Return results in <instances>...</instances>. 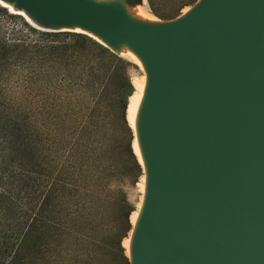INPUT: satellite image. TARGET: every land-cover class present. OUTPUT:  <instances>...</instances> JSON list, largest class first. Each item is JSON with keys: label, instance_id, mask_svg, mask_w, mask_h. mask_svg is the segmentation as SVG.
<instances>
[{"label": "water", "instance_id": "95a60500", "mask_svg": "<svg viewBox=\"0 0 264 264\" xmlns=\"http://www.w3.org/2000/svg\"><path fill=\"white\" fill-rule=\"evenodd\" d=\"M16 2L129 42L145 63L131 264H264V0H199L154 26L85 0Z\"/></svg>", "mask_w": 264, "mask_h": 264}, {"label": "trees", "instance_id": "16d2710c", "mask_svg": "<svg viewBox=\"0 0 264 264\" xmlns=\"http://www.w3.org/2000/svg\"><path fill=\"white\" fill-rule=\"evenodd\" d=\"M135 65L0 5V264H129Z\"/></svg>", "mask_w": 264, "mask_h": 264}, {"label": "bare ground", "instance_id": "6f19581e", "mask_svg": "<svg viewBox=\"0 0 264 264\" xmlns=\"http://www.w3.org/2000/svg\"><path fill=\"white\" fill-rule=\"evenodd\" d=\"M85 1H90L93 3L99 4V5L121 9L124 12L127 20L132 25H135V26H154V25H159V24H163V23L167 22V21L160 20V19L156 18L155 16H150L151 14L150 15H148V14L143 15L144 21H146L147 23H145V22L140 23V22H136V21L131 20V18L128 17L129 11L126 13V10H128V7H127L126 2H124V0H85ZM130 1L139 2L137 0H130ZM196 3H194L192 6H187L186 8H184V10L182 11L183 13L180 16L186 14ZM0 5L7 8L12 13L21 15L33 27H36L39 29H46V30H58V31L64 30V31L84 33V34L90 36L91 38H93L95 41L101 43L102 45H104L105 47H107L112 52L116 53L117 55L119 54L123 57H126V58L132 60L141 68V70L143 72V76L140 79L133 81L135 91L132 93V95H130L128 106H127V119L129 121L130 126L133 129V135H134L132 145H133L134 152L136 153L138 160L142 166V170H143L142 178H141V181L139 182V184L141 186V191H142L141 199L138 202L136 210H134L131 213L130 218H131L132 228L129 232L128 237H126L123 240V244L126 247V252L129 256L130 264H131L133 235H134L135 227H136V224H137L140 212H141V208L143 205L144 196H145V192H146V186H147V167H146L145 157H144L143 150H142L141 143H140V139H139V130H138L139 114H140L142 102H143L146 87H147V70H146V66H145V63H144L141 55L139 54V52L135 48H133L129 44V42L111 44L106 38L101 36L98 32L91 30L87 27L74 24V23L57 24V25L48 24L46 26L47 28H42L40 26H37V24L35 22L36 21L35 16L32 14V12L27 7H25L24 5L18 4L16 2V0H0ZM139 12H141V11H139ZM139 14H141V13H139ZM180 16H178V17H180ZM138 17H139V15H138ZM178 17H176V18H178ZM139 18H141V17H139ZM137 98L139 99L138 104H137ZM134 108H135V119L133 120L132 119V112H133Z\"/></svg>", "mask_w": 264, "mask_h": 264}, {"label": "rangeland", "instance_id": "374dc122", "mask_svg": "<svg viewBox=\"0 0 264 264\" xmlns=\"http://www.w3.org/2000/svg\"><path fill=\"white\" fill-rule=\"evenodd\" d=\"M139 2H132L130 0H124L126 2L128 10H126V13L128 12V17L131 18V20L140 22V23H147L144 21L143 15H150V16H155L156 18L166 21V20H171L173 18H176L180 16L187 6H192L194 3H196L198 0H195L194 3L190 5H184L182 7H179V1L180 0H151L152 6L150 7L147 3L146 0H137ZM118 4V3H117ZM131 10V11H130ZM151 10L155 11L156 15H154ZM141 11V12H139ZM141 14H139V13ZM137 13V14H136ZM141 17L139 18L138 17ZM141 15V16H140ZM141 19V20H140ZM37 26H40L42 28H47V24L39 19H35ZM40 23V24H39ZM39 24V25H38ZM116 54V53H115ZM119 55V54H118ZM121 56V55H119ZM123 59L126 61H129L130 63H133L134 65L136 64L132 60L121 56ZM137 65V64H136ZM135 65V68H128L127 69V74L130 78V81L133 82L137 79H140L143 76V72L141 68L137 65ZM142 176L140 175L137 178V181L135 182L134 186L128 185L126 182L121 183L122 186L126 190L127 198L130 202L134 203V207L138 205V202L141 199L142 191H141V186L139 182L141 181Z\"/></svg>", "mask_w": 264, "mask_h": 264}, {"label": "snow or ice", "instance_id": "6c2138e0", "mask_svg": "<svg viewBox=\"0 0 264 264\" xmlns=\"http://www.w3.org/2000/svg\"><path fill=\"white\" fill-rule=\"evenodd\" d=\"M139 103V99L137 98V104ZM132 119L134 120L135 119V108L133 109V112H132Z\"/></svg>", "mask_w": 264, "mask_h": 264}]
</instances>
